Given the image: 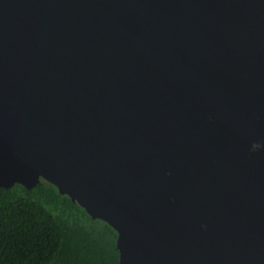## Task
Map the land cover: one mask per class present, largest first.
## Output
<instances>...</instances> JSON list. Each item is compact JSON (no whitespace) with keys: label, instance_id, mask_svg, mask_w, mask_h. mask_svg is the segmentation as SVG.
Here are the masks:
<instances>
[{"label":"water","instance_id":"1","mask_svg":"<svg viewBox=\"0 0 264 264\" xmlns=\"http://www.w3.org/2000/svg\"><path fill=\"white\" fill-rule=\"evenodd\" d=\"M41 179L120 264H264V0H0V187Z\"/></svg>","mask_w":264,"mask_h":264},{"label":"trees","instance_id":"2","mask_svg":"<svg viewBox=\"0 0 264 264\" xmlns=\"http://www.w3.org/2000/svg\"><path fill=\"white\" fill-rule=\"evenodd\" d=\"M117 237L44 179L0 187V264H120Z\"/></svg>","mask_w":264,"mask_h":264}]
</instances>
